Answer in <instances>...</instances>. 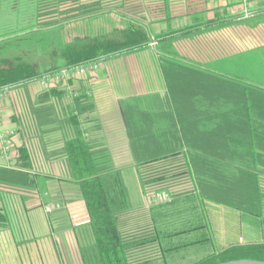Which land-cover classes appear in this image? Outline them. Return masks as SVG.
<instances>
[{"label":"trees","instance_id":"obj_1","mask_svg":"<svg viewBox=\"0 0 264 264\" xmlns=\"http://www.w3.org/2000/svg\"><path fill=\"white\" fill-rule=\"evenodd\" d=\"M69 1L35 0V25L22 33L0 35V89L21 86L44 72L71 64L140 49L151 42L149 36L132 27L111 35L84 36L60 43L56 40L58 44L49 37L53 59L58 63L43 70L23 54L13 55L14 48H22L21 43L11 44L14 37L40 34L55 27L63 29L70 21L107 9L100 3L78 4L69 10L60 8ZM51 11H62L63 17L42 22L41 16L51 15ZM263 12L264 9L258 13ZM193 30L184 27L155 36L177 126L147 135L132 142L131 147L143 189L182 175L192 179L189 188L169 190L172 192L168 199L136 208L131 206L125 178L130 170L116 166L110 150L80 146L62 150L71 165V178L80 185L95 237L91 245L81 247L82 264H179V259L184 258L182 251L210 240L209 235L182 239L197 229L208 231L209 204L233 206L258 216L263 238L233 242L187 264L264 260V44L228 55L225 65L211 68L188 60L171 46ZM42 109L47 112L45 107ZM81 140L77 136L73 142L81 145ZM19 153L21 167L32 170L27 148L20 147ZM145 166L152 167L154 174L145 176L146 169H141ZM7 176L11 181L29 185L36 177L35 171L22 170L10 171ZM0 215H4L2 210Z\"/></svg>","mask_w":264,"mask_h":264},{"label":"crops","instance_id":"obj_2","mask_svg":"<svg viewBox=\"0 0 264 264\" xmlns=\"http://www.w3.org/2000/svg\"><path fill=\"white\" fill-rule=\"evenodd\" d=\"M97 3L107 9L69 23L83 25L82 32L88 36L132 27L151 35V42L101 59L97 69L69 81L51 86L29 81L20 86L21 91L0 97V135L6 133L11 144L8 155L0 152V210L4 213L0 215V264L83 263L81 247L91 245L95 237L63 148H106L116 166L132 172L141 195L154 187L142 188L131 147L147 135L177 126L156 35L192 27L191 35L174 40L171 46L188 60L204 64L252 48H243L242 37L230 32L243 27L251 33L250 20L236 17L243 10L241 0H70L62 5ZM251 3L256 10L264 9V0ZM227 34L238 49L228 52ZM77 136L82 137L81 145L73 142ZM22 146L30 154L32 170L21 167ZM151 168L141 169H146L143 174L147 176L154 174ZM18 170L35 171V182L11 181L7 174ZM46 170L56 173H41ZM33 209L36 219H41L37 224Z\"/></svg>","mask_w":264,"mask_h":264},{"label":"rangeland","instance_id":"obj_3","mask_svg":"<svg viewBox=\"0 0 264 264\" xmlns=\"http://www.w3.org/2000/svg\"><path fill=\"white\" fill-rule=\"evenodd\" d=\"M35 6V0H0V35L13 34L14 32H20L21 30L26 29L27 27L34 26V15L36 11ZM69 7L71 6L64 7V5H62V7L60 8L64 10H69ZM259 10L262 11L263 9H258V11ZM52 12L53 11H51V13ZM61 12L62 11L52 13L51 15L48 14L45 16H41V21L43 22L49 19L52 20L57 18L58 16L63 17V13L61 14ZM241 15L242 13H240V15L236 17H240ZM247 19V21L250 20V25H252L251 28H249V31L251 32L250 34H248L247 30H245L243 27H234V32L232 30L230 32L233 35H235L236 32L239 37H242L241 46L243 48H255V46L259 45V43L264 41V33L262 31L264 27L261 28L262 26H264V14L249 17ZM100 25L103 24L101 23ZM252 27L255 29H253ZM83 28V25L77 23H69L63 29L55 27V29L52 28L49 30L42 31L40 34L28 33L23 36L14 37V41L11 44L13 45L14 42L21 43L22 48H14L12 53L13 55H17L19 53L23 54L25 59L31 61L33 64H35V66L41 68L42 70L46 69L47 66L58 63V60L54 61L53 59L54 56L51 52L53 46L50 45V38H55V42L57 40L59 43L63 40L65 42H70L79 38H84V36L88 35L85 34V30L82 32ZM255 32H258V35ZM147 36H149L150 38L152 37L151 35ZM0 38H2V36H0ZM42 40L43 43H39L42 42ZM58 42H56V44H58ZM227 47L228 52L232 51L234 47H237L238 49L237 45L233 46V44L230 43L228 34ZM227 58L213 60V62H209L206 65L211 68L216 66H223L226 64ZM9 87L10 88L5 93L11 91H14L15 93L17 92L15 90L20 88L19 85ZM21 90L22 89H19V91ZM27 119L30 118L27 117ZM33 158L35 161V157ZM37 172L40 171L38 170ZM46 172L56 173L55 171L51 170H46L41 173L46 174ZM60 173H63V170L59 171V175ZM131 175L132 172L128 171L125 174V178L128 184V191L130 192L131 206L136 208L146 207L147 204H150L153 201L161 202L163 200H166L169 197V193L174 191V189L185 190L186 188H189L192 183V179L190 178V176L187 175H182L174 179L167 178V180L157 183L156 186L150 187L151 189H147L146 194L141 195L140 191L137 189L136 182L134 181V178H131ZM61 202V208L64 209L65 204L63 201ZM56 204L59 205V203ZM56 207L57 208L55 209H59L58 206ZM48 209H50V207ZM32 211V216L36 219L37 215H35L36 213L34 209ZM206 218H208V231L197 229L196 233L187 235V237H182V239H202L205 235H209L211 237L210 240L207 243L205 242L201 244L191 245L189 246V249L182 251L181 254H184V258L181 257L179 259V264L191 263V261L204 256L208 251L228 246L233 242L243 241L244 243H247L251 241H261V239L263 238L262 223L260 218L249 212H242L233 206L231 207L224 204H209L206 209ZM40 220L41 219L39 218L33 221L35 224H37L36 222H39Z\"/></svg>","mask_w":264,"mask_h":264},{"label":"built area","instance_id":"obj_4","mask_svg":"<svg viewBox=\"0 0 264 264\" xmlns=\"http://www.w3.org/2000/svg\"><path fill=\"white\" fill-rule=\"evenodd\" d=\"M243 3L242 15L239 18H249L254 17V15L258 14V10L253 8V4L251 0H241ZM155 44V43H153ZM101 60V59H100ZM99 60V61H100ZM99 61H88L82 64H71V66L62 67L57 70L44 72L39 77L29 80V81H37L42 86H51L56 85L58 82H66L71 80L73 77H77L80 75H84L86 72L90 70H95L98 68ZM17 85V84H15ZM19 85V84H18ZM10 87H4L0 89V97L5 94V92ZM2 115L0 113V123H1ZM10 139L6 133H2L0 135V152L5 155H8L10 149Z\"/></svg>","mask_w":264,"mask_h":264},{"label":"water","instance_id":"obj_5","mask_svg":"<svg viewBox=\"0 0 264 264\" xmlns=\"http://www.w3.org/2000/svg\"><path fill=\"white\" fill-rule=\"evenodd\" d=\"M217 264H264V260L257 259H234L232 261L219 262Z\"/></svg>","mask_w":264,"mask_h":264}]
</instances>
